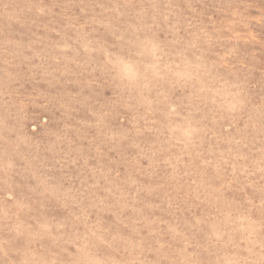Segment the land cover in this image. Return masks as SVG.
Instances as JSON below:
<instances>
[{"label": "rangeland", "instance_id": "obj_1", "mask_svg": "<svg viewBox=\"0 0 264 264\" xmlns=\"http://www.w3.org/2000/svg\"><path fill=\"white\" fill-rule=\"evenodd\" d=\"M0 264H264V0H0Z\"/></svg>", "mask_w": 264, "mask_h": 264}]
</instances>
